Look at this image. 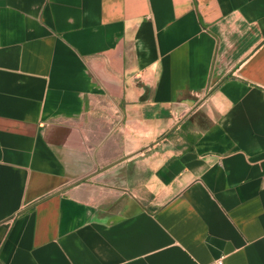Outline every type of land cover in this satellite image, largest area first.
<instances>
[{
    "label": "crops",
    "instance_id": "crops-1",
    "mask_svg": "<svg viewBox=\"0 0 264 264\" xmlns=\"http://www.w3.org/2000/svg\"><path fill=\"white\" fill-rule=\"evenodd\" d=\"M264 264V0H0V264Z\"/></svg>",
    "mask_w": 264,
    "mask_h": 264
},
{
    "label": "built area",
    "instance_id": "built-area-1",
    "mask_svg": "<svg viewBox=\"0 0 264 264\" xmlns=\"http://www.w3.org/2000/svg\"><path fill=\"white\" fill-rule=\"evenodd\" d=\"M213 264H224V258L221 257V258H219V259H216V260L213 262Z\"/></svg>",
    "mask_w": 264,
    "mask_h": 264
}]
</instances>
